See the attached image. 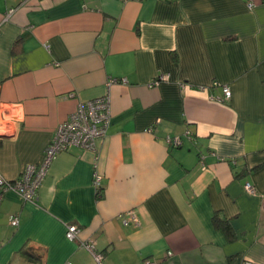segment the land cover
Returning a JSON list of instances; mask_svg holds the SVG:
<instances>
[{"label": "crops", "instance_id": "0c3cea01", "mask_svg": "<svg viewBox=\"0 0 264 264\" xmlns=\"http://www.w3.org/2000/svg\"><path fill=\"white\" fill-rule=\"evenodd\" d=\"M106 94L95 151L56 154L33 201L3 192L0 264H98L84 242L100 264H264V0H0L4 179Z\"/></svg>", "mask_w": 264, "mask_h": 264}, {"label": "built area", "instance_id": "2783aa9c", "mask_svg": "<svg viewBox=\"0 0 264 264\" xmlns=\"http://www.w3.org/2000/svg\"><path fill=\"white\" fill-rule=\"evenodd\" d=\"M12 11L10 10L9 12L11 13ZM112 81L115 82L117 80ZM122 81L125 82L124 80ZM223 91L225 98L228 99L231 94L230 90L225 87ZM110 119V101L107 94L100 98L78 103L75 111L56 128L52 142L45 149L41 162L26 165L21 177L11 182L0 175V201L3 192L8 189L20 194L26 201H33L36 198L37 189L46 175L48 166L56 154L72 146L95 151L96 142L105 136ZM166 142L169 146H177L181 144V139L168 136ZM101 178V174L96 171L93 175V184L98 194L102 192ZM246 190L251 194L255 192V189L249 183L246 184ZM129 220L136 221L133 215H130ZM124 222L126 223L127 220H124ZM18 223L19 220L16 216L10 218L11 225L17 226ZM77 233L78 228L75 225H69L66 237L73 239ZM82 245L92 254L94 260L100 264L102 255L96 252L94 245L90 242H84ZM168 255H171V252H168ZM145 263L152 264L150 260H146ZM244 264L257 263L246 261Z\"/></svg>", "mask_w": 264, "mask_h": 264}, {"label": "trees", "instance_id": "16d2710c", "mask_svg": "<svg viewBox=\"0 0 264 264\" xmlns=\"http://www.w3.org/2000/svg\"><path fill=\"white\" fill-rule=\"evenodd\" d=\"M216 224L219 225V227L222 228V230H224V232L226 234H229L230 233V230H229V227H228V224L225 222V221H222V220H215Z\"/></svg>", "mask_w": 264, "mask_h": 264}]
</instances>
